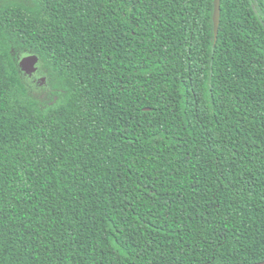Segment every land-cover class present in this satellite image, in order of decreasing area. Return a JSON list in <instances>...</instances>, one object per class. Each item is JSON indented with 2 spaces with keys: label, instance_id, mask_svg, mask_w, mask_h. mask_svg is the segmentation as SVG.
I'll use <instances>...</instances> for the list:
<instances>
[{
  "label": "trees",
  "instance_id": "trees-1",
  "mask_svg": "<svg viewBox=\"0 0 264 264\" xmlns=\"http://www.w3.org/2000/svg\"><path fill=\"white\" fill-rule=\"evenodd\" d=\"M213 14L0 0V264L264 261V0Z\"/></svg>",
  "mask_w": 264,
  "mask_h": 264
},
{
  "label": "rangeland",
  "instance_id": "rangeland-1",
  "mask_svg": "<svg viewBox=\"0 0 264 264\" xmlns=\"http://www.w3.org/2000/svg\"><path fill=\"white\" fill-rule=\"evenodd\" d=\"M27 63L28 61L25 60L24 55H21L20 65L21 68L23 67L22 71H23L24 79L29 84L32 90L37 91L39 90L40 87H42L46 83V80L37 73V64L33 66V68L36 71L33 70V72L28 73L29 71L32 70L28 68L29 66L27 65Z\"/></svg>",
  "mask_w": 264,
  "mask_h": 264
},
{
  "label": "water",
  "instance_id": "water-1",
  "mask_svg": "<svg viewBox=\"0 0 264 264\" xmlns=\"http://www.w3.org/2000/svg\"><path fill=\"white\" fill-rule=\"evenodd\" d=\"M220 20H221V0H214L213 22H214V33H215L216 40H217V37L219 34ZM24 57H28L29 62H30L32 67L38 63V58L35 55H24ZM22 69H23V67H22ZM33 70H35V69L33 68L32 71H29L28 73L33 72ZM255 264H264V261L259 262V263H255Z\"/></svg>",
  "mask_w": 264,
  "mask_h": 264
},
{
  "label": "bare ground",
  "instance_id": "bare-ground-1",
  "mask_svg": "<svg viewBox=\"0 0 264 264\" xmlns=\"http://www.w3.org/2000/svg\"><path fill=\"white\" fill-rule=\"evenodd\" d=\"M24 58H25L26 61H28V63H27V65L29 66L28 68L32 70L33 67L31 66L28 57H24Z\"/></svg>",
  "mask_w": 264,
  "mask_h": 264
}]
</instances>
